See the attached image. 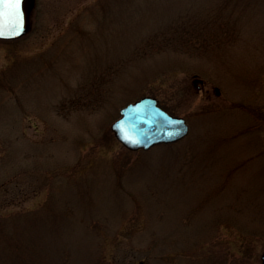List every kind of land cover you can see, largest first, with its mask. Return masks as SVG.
<instances>
[{"label":"rangeland","instance_id":"374dc122","mask_svg":"<svg viewBox=\"0 0 264 264\" xmlns=\"http://www.w3.org/2000/svg\"><path fill=\"white\" fill-rule=\"evenodd\" d=\"M31 24L0 39V264H264V0H36ZM149 94L190 130L132 150L111 124Z\"/></svg>","mask_w":264,"mask_h":264},{"label":"water","instance_id":"95a60500","mask_svg":"<svg viewBox=\"0 0 264 264\" xmlns=\"http://www.w3.org/2000/svg\"><path fill=\"white\" fill-rule=\"evenodd\" d=\"M35 1L21 0L19 6L0 4V38H16L29 31ZM119 113L111 129L132 150L177 141L187 135L190 129L184 116L169 112L154 95H144L126 103Z\"/></svg>","mask_w":264,"mask_h":264},{"label":"flooded vegetation","instance_id":"af4514ba","mask_svg":"<svg viewBox=\"0 0 264 264\" xmlns=\"http://www.w3.org/2000/svg\"><path fill=\"white\" fill-rule=\"evenodd\" d=\"M197 81L199 82V85H198L199 86V91H202V90H206L207 91V90H209V89L206 88V82L203 79H201V78L199 79L198 78ZM217 90L219 91L218 88H217Z\"/></svg>","mask_w":264,"mask_h":264},{"label":"snow or ice","instance_id":"6c2138e0","mask_svg":"<svg viewBox=\"0 0 264 264\" xmlns=\"http://www.w3.org/2000/svg\"><path fill=\"white\" fill-rule=\"evenodd\" d=\"M2 3H12L19 6L21 4V0H0V4Z\"/></svg>","mask_w":264,"mask_h":264}]
</instances>
